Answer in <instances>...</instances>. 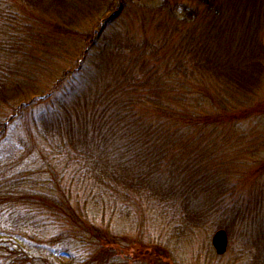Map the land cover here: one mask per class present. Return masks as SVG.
<instances>
[{
  "label": "trees",
  "instance_id": "obj_1",
  "mask_svg": "<svg viewBox=\"0 0 264 264\" xmlns=\"http://www.w3.org/2000/svg\"><path fill=\"white\" fill-rule=\"evenodd\" d=\"M160 1L0 0V264H183L215 219L264 264V0Z\"/></svg>",
  "mask_w": 264,
  "mask_h": 264
},
{
  "label": "rangeland",
  "instance_id": "obj_2",
  "mask_svg": "<svg viewBox=\"0 0 264 264\" xmlns=\"http://www.w3.org/2000/svg\"><path fill=\"white\" fill-rule=\"evenodd\" d=\"M141 1L142 3H146L149 5H154V4H158L161 2L160 0H141ZM60 67H61L60 69L62 70V72L69 69V65L66 63L61 64ZM47 85H48V88L51 89L52 83L47 84ZM45 88L46 90L48 89L47 86H44V88L38 89L35 91H40ZM31 97L32 96H29V99ZM9 102H11L9 104L10 106L17 105V103L16 104L13 103L11 99L9 100ZM1 111H2V114H0V121L2 117L3 122H5L4 123L5 126L10 124L11 122H23V120L17 117L18 116L17 112H14L13 109H10L5 104L4 106H2ZM11 128H13V126ZM17 128L19 129V127ZM137 205L138 204H135L132 206V209L136 212V214L131 216V218L129 219H123L122 223L118 226V229L119 230L121 229L123 231V236L126 237L127 240L130 239V235H131L129 234V230H127L129 226L136 227L139 224L138 222H142L141 218L139 219V217H144L142 214L137 215V210H138ZM99 207H101V205L98 203L92 204V208L94 210H97L98 211L97 214L100 215L101 210L100 211L98 210ZM149 208H151L152 211L150 210L147 216L151 217L154 215V212H153L154 209L151 206ZM128 220H130L131 222H128ZM149 222L152 223L151 221ZM217 222H219V220L215 219L213 222L207 225L206 228L204 227L200 228L201 232H198L192 235L193 237H191L192 239L191 241H185L184 244L181 245L182 249L180 248V246H178L176 253L180 255V252H181V254L183 255L178 260L179 261L183 260L185 264H248V262L251 261L255 253L259 251L253 250L250 253V250H251L250 245L249 246L242 245V244H247L248 242L247 241L248 237L245 235L246 229L243 226H237V227L234 226V228L230 231L229 246H228L226 254L223 256H219L216 253L212 245V238H213L214 232L216 231L214 224ZM134 228H133V232L135 231ZM155 232L156 230H154V233ZM145 235L147 239L151 241L150 245H152V247L149 248V250L152 252H154V250L155 251L158 250V254L154 256H156V258H158V256H162L161 259L163 258L162 260L165 261V264H167V257H170V253L168 252V249H167V253H164L162 249H159V247L158 248L155 247V245H160V244H156L158 242H155L152 240V238L153 239L158 238L161 241L167 240L166 232H164L163 229L159 227V231H157L156 234H152V235L145 234ZM230 241L232 244H230ZM242 241H245L246 243ZM132 247L135 248V246H132ZM174 248L176 247L174 246ZM170 249H173V248L170 246ZM60 256L65 261L70 260L69 256L64 253L60 254ZM154 256L152 255L150 257H154ZM157 264H162V263L158 262ZM259 264H262L261 260L259 261Z\"/></svg>",
  "mask_w": 264,
  "mask_h": 264
},
{
  "label": "water",
  "instance_id": "obj_3",
  "mask_svg": "<svg viewBox=\"0 0 264 264\" xmlns=\"http://www.w3.org/2000/svg\"><path fill=\"white\" fill-rule=\"evenodd\" d=\"M213 246L217 251V254L223 255L227 251L228 247V235L226 231L220 230L213 237Z\"/></svg>",
  "mask_w": 264,
  "mask_h": 264
}]
</instances>
